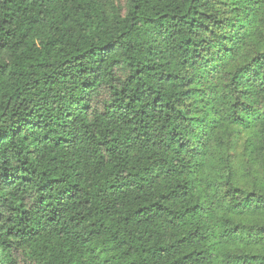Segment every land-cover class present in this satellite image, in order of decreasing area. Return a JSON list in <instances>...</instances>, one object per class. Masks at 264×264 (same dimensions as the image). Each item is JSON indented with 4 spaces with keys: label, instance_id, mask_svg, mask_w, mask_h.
<instances>
[{
    "label": "trees",
    "instance_id": "1",
    "mask_svg": "<svg viewBox=\"0 0 264 264\" xmlns=\"http://www.w3.org/2000/svg\"><path fill=\"white\" fill-rule=\"evenodd\" d=\"M121 1L0 0V264H264V0Z\"/></svg>",
    "mask_w": 264,
    "mask_h": 264
},
{
    "label": "rangeland",
    "instance_id": "2",
    "mask_svg": "<svg viewBox=\"0 0 264 264\" xmlns=\"http://www.w3.org/2000/svg\"><path fill=\"white\" fill-rule=\"evenodd\" d=\"M125 1L126 0L121 1L122 5L125 4ZM248 136L249 135L244 130L239 131L238 135H237V143L235 145V148L233 149V155H234V161H235L236 165L239 167L241 164L244 165L249 158V156H248L249 153H246V146H245ZM21 264H33V263L24 259V260H22Z\"/></svg>",
    "mask_w": 264,
    "mask_h": 264
}]
</instances>
